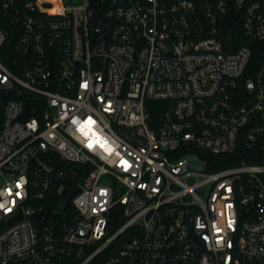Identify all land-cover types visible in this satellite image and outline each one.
<instances>
[{"label":"built area","instance_id":"obj_1","mask_svg":"<svg viewBox=\"0 0 264 264\" xmlns=\"http://www.w3.org/2000/svg\"><path fill=\"white\" fill-rule=\"evenodd\" d=\"M0 11V264H264V0Z\"/></svg>","mask_w":264,"mask_h":264},{"label":"trees","instance_id":"obj_2","mask_svg":"<svg viewBox=\"0 0 264 264\" xmlns=\"http://www.w3.org/2000/svg\"><path fill=\"white\" fill-rule=\"evenodd\" d=\"M23 2H28L30 0H21ZM0 26L3 27L4 29L10 31V39L11 41H14V36H13V31H14V26L4 20L2 17V12L0 11ZM163 102H149L148 108L150 110V114L152 116V119L158 120L160 116L163 113ZM43 204H51V202H45Z\"/></svg>","mask_w":264,"mask_h":264},{"label":"water","instance_id":"obj_3","mask_svg":"<svg viewBox=\"0 0 264 264\" xmlns=\"http://www.w3.org/2000/svg\"><path fill=\"white\" fill-rule=\"evenodd\" d=\"M76 192V191H75ZM74 192V193H75ZM73 193V194H74ZM52 213V209L51 208H47L45 210H41V211H33V215H36V216H40V215H48V214H51Z\"/></svg>","mask_w":264,"mask_h":264}]
</instances>
